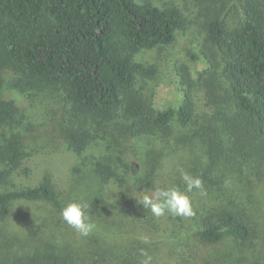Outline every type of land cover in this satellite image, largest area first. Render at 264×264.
I'll return each instance as SVG.
<instances>
[{
    "label": "trees",
    "instance_id": "trees-1",
    "mask_svg": "<svg viewBox=\"0 0 264 264\" xmlns=\"http://www.w3.org/2000/svg\"><path fill=\"white\" fill-rule=\"evenodd\" d=\"M201 11L191 22L176 1L0 0V264H140L142 250L152 264H264V5ZM194 23L207 67L176 104L155 108L146 86L159 65L138 57ZM6 86L62 104L64 124L48 134L88 159L65 186L51 168L11 181L32 166ZM182 173L203 182L188 193L193 216L143 209L157 187L185 190ZM80 199L96 225L87 237L61 217Z\"/></svg>",
    "mask_w": 264,
    "mask_h": 264
},
{
    "label": "rangeland",
    "instance_id": "rangeland-1",
    "mask_svg": "<svg viewBox=\"0 0 264 264\" xmlns=\"http://www.w3.org/2000/svg\"><path fill=\"white\" fill-rule=\"evenodd\" d=\"M151 1L159 5L176 1L186 10L191 22H198L196 16L202 15L201 8L205 4L216 2L219 7L234 4V0ZM260 1L264 5V0ZM202 44L203 34L199 31L198 24L194 23L186 32H182L173 44L162 49L145 51L139 55L140 60L159 65L157 75L154 79L148 80L146 86L147 97L155 108L162 109L176 104L189 90L191 82L197 80L200 72L207 67L206 62L199 57ZM192 93L198 108L204 109L202 89L197 87L193 89ZM4 95L8 99L15 100L20 112L26 116L23 120L20 119V123L28 134L25 147L27 154L31 155L28 164L32 166L30 173L28 170L22 169L12 177L11 181L17 185L35 183L40 180L47 168H51L57 180L65 186L64 182H67L68 174H71L70 176L77 175L80 172L79 169L82 170L83 164L87 163L88 159H79L74 153L67 151L61 143L56 142V136L48 134V132L54 134L55 129H58L60 124H64L65 112L62 104L47 92L24 93L9 86L5 87ZM77 164L79 169L74 170ZM190 199L192 208L195 210L197 205L191 197ZM261 203L264 205V201ZM21 205L19 208L23 210V213L27 212L26 206Z\"/></svg>",
    "mask_w": 264,
    "mask_h": 264
},
{
    "label": "clouds",
    "instance_id": "clouds-1",
    "mask_svg": "<svg viewBox=\"0 0 264 264\" xmlns=\"http://www.w3.org/2000/svg\"><path fill=\"white\" fill-rule=\"evenodd\" d=\"M182 179L186 185L185 190L177 186L160 188L157 187L150 193H145L139 198L138 202L143 209L150 210L153 216L161 217L165 213L173 216L191 217L194 215L192 202L188 193L193 189H202L201 178L194 177L188 173H182ZM89 204L84 200H74L69 202L61 210L63 221L83 237L89 236L96 225L92 221L89 212ZM147 242V240H145ZM144 259L140 264H152V257L142 250Z\"/></svg>",
    "mask_w": 264,
    "mask_h": 264
}]
</instances>
